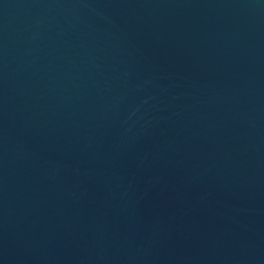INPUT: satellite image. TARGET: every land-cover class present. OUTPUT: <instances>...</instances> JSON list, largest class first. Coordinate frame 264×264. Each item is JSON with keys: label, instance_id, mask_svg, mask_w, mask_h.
I'll return each instance as SVG.
<instances>
[{"label": "water", "instance_id": "95a60500", "mask_svg": "<svg viewBox=\"0 0 264 264\" xmlns=\"http://www.w3.org/2000/svg\"><path fill=\"white\" fill-rule=\"evenodd\" d=\"M0 264H264V0H0Z\"/></svg>", "mask_w": 264, "mask_h": 264}]
</instances>
